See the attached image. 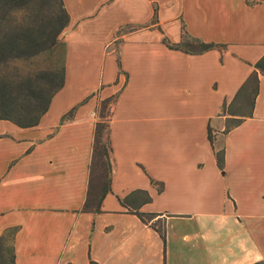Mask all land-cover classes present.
Listing matches in <instances>:
<instances>
[{
    "label": "crops",
    "instance_id": "1",
    "mask_svg": "<svg viewBox=\"0 0 264 264\" xmlns=\"http://www.w3.org/2000/svg\"><path fill=\"white\" fill-rule=\"evenodd\" d=\"M63 2V88L38 126L0 121V235L18 228L16 264L263 261L264 74L247 114L224 107L264 56V0H157L156 22L153 0ZM184 30L224 47L169 48ZM105 101L114 169L101 212L90 213ZM230 118L242 122L226 132ZM138 190L152 198L139 211L160 215L165 240L123 205Z\"/></svg>",
    "mask_w": 264,
    "mask_h": 264
},
{
    "label": "trees",
    "instance_id": "2",
    "mask_svg": "<svg viewBox=\"0 0 264 264\" xmlns=\"http://www.w3.org/2000/svg\"><path fill=\"white\" fill-rule=\"evenodd\" d=\"M31 0H0V121H9L20 128L38 126L41 117L48 111L53 96L64 86L65 67L52 73H41L27 78L9 75L7 69L17 60H28L35 55L59 46L60 36L69 26L70 16L63 0H39L44 6L51 8L39 14L35 24L30 27H14L12 24L15 13H22ZM154 22L158 17L157 0H153ZM166 45L187 54L197 55L220 49L223 45L206 43L199 38L192 37L185 30L179 44ZM64 57H65V44ZM6 71V72H5ZM264 74V56L255 64L254 72L237 93L234 101L224 111L235 114V108L244 104L252 108L259 90V75ZM108 101L102 104L100 118L96 125L92 162L90 166V182L87 198L83 206L84 212L100 213L102 204L111 191L113 176L112 147L110 142ZM71 111L64 119L71 117ZM242 122V119L227 120L226 132ZM209 139L213 143V131L209 129ZM220 169L225 166L224 150L215 151ZM152 201L146 191H135L123 200V205L130 212L137 215L144 223L153 222L158 216L155 213H142V205ZM157 222H160L159 220ZM165 240V231L152 223ZM164 227V226H163ZM18 228L8 229L0 235V264H16L14 239ZM91 264H97L91 262ZM255 264H264V260Z\"/></svg>",
    "mask_w": 264,
    "mask_h": 264
},
{
    "label": "rangeland",
    "instance_id": "3",
    "mask_svg": "<svg viewBox=\"0 0 264 264\" xmlns=\"http://www.w3.org/2000/svg\"><path fill=\"white\" fill-rule=\"evenodd\" d=\"M51 11V8L48 6H42L39 0H31L28 2L26 9L22 13H15L12 20V25L14 27H30L35 24L36 19L39 18V14L43 11ZM60 44L56 48L52 50H47L42 53L35 55L34 57L28 60H17L14 61L10 67H8L7 71L9 75H18L23 78H27L28 76L35 77L36 75H40L41 73H52L56 71H60L63 66L64 60V46L62 40V34L60 36ZM6 72V71H5ZM239 106V105H238ZM240 109H245L244 112H249V107L245 106L243 108V104H240ZM109 109V108H108ZM109 113L107 118H104V121H108ZM101 120V118H100ZM160 222H154L159 228L163 229V220H159Z\"/></svg>",
    "mask_w": 264,
    "mask_h": 264
}]
</instances>
